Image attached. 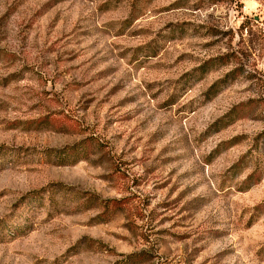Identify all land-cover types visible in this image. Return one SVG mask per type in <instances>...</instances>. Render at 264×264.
Listing matches in <instances>:
<instances>
[{
	"label": "rangeland",
	"instance_id": "rangeland-1",
	"mask_svg": "<svg viewBox=\"0 0 264 264\" xmlns=\"http://www.w3.org/2000/svg\"><path fill=\"white\" fill-rule=\"evenodd\" d=\"M0 264H264V0H0Z\"/></svg>",
	"mask_w": 264,
	"mask_h": 264
}]
</instances>
